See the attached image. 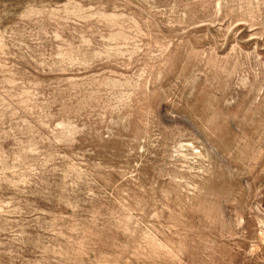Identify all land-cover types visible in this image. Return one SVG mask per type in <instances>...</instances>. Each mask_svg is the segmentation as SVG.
<instances>
[{
	"label": "rangeland",
	"instance_id": "obj_1",
	"mask_svg": "<svg viewBox=\"0 0 264 264\" xmlns=\"http://www.w3.org/2000/svg\"><path fill=\"white\" fill-rule=\"evenodd\" d=\"M0 264H264V0H0Z\"/></svg>",
	"mask_w": 264,
	"mask_h": 264
}]
</instances>
